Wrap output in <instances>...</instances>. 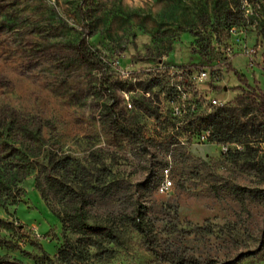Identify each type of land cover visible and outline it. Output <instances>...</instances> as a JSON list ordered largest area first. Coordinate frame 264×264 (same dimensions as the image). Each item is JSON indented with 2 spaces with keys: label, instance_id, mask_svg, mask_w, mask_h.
<instances>
[{
  "label": "rangeland",
  "instance_id": "374dc122",
  "mask_svg": "<svg viewBox=\"0 0 264 264\" xmlns=\"http://www.w3.org/2000/svg\"><path fill=\"white\" fill-rule=\"evenodd\" d=\"M193 66L208 79L184 90ZM235 72L264 87V0H0V258L68 264L67 240L70 264H264V133L212 144L202 122L212 99L245 113ZM49 154L78 164L87 222L117 243L64 229L35 187ZM139 206L157 255L127 223Z\"/></svg>",
  "mask_w": 264,
  "mask_h": 264
},
{
  "label": "trees",
  "instance_id": "16d2710c",
  "mask_svg": "<svg viewBox=\"0 0 264 264\" xmlns=\"http://www.w3.org/2000/svg\"><path fill=\"white\" fill-rule=\"evenodd\" d=\"M176 1L177 0H173ZM247 59V67L251 66V61L246 54L242 55ZM86 58V57H85ZM194 69L192 72H195ZM231 60L228 63L227 71H231ZM237 80L240 86L234 88L239 91L233 101L238 100L241 105L245 107V113H239L235 108L224 105L222 107L214 108L209 114L202 118V122L206 124L205 130L209 131L208 140L212 144H239L248 147L251 139L259 137L264 133V87L262 89H256L250 86L241 75L235 72ZM207 90L209 88L216 92L224 93L226 88L222 86L212 85L206 83L203 85ZM203 97H209L206 92ZM253 110L256 116L260 119L259 123H256L251 118H246L248 113ZM0 136H4L3 125L0 124ZM20 151V150H19ZM238 152L235 150L233 155ZM22 156L26 157L25 151H20ZM231 154V152H229ZM45 165H38L40 168V174L43 179L35 180V187L40 192L43 198H47L48 193H52L55 198L61 203H65L62 211H60L59 218L65 230L68 233L79 235L83 239H87L88 246L96 247L100 245V240H92L95 235H100L103 241L109 243H117L119 234L117 230L112 228L103 227L100 224H89L85 216L83 203L85 202L84 192L77 191L79 183L75 182V178L69 176L70 172H74L79 169L78 164L74 163L69 157H57L56 155L49 154L45 158ZM234 194L242 195L246 194L252 199H260L259 191L249 189H233ZM240 193V194H239ZM141 206L136 208L130 216H127V223L133 227V229L142 235L145 244L150 251L157 255L155 248L151 245V239L149 237L150 232L146 226H150V223L146 221L144 213L140 210ZM153 226V225H152ZM2 245V244H1ZM66 249L60 250L59 254L64 259V262L70 264V257L75 255V252H71V245L66 240ZM0 264H23L18 260H10L8 258H0Z\"/></svg>",
  "mask_w": 264,
  "mask_h": 264
},
{
  "label": "built area",
  "instance_id": "2783aa9c",
  "mask_svg": "<svg viewBox=\"0 0 264 264\" xmlns=\"http://www.w3.org/2000/svg\"><path fill=\"white\" fill-rule=\"evenodd\" d=\"M248 56V55H247ZM250 59V56H248ZM251 61V59H250ZM208 79V73L205 69L200 68L197 69L195 72H187L185 74L181 75V88L186 90L189 89L190 86L197 85L200 83H203L204 81H206ZM210 106L217 108V107H222L224 106V102L220 101V100H216V99H212L210 100ZM195 109L194 105L191 106V110L193 111ZM184 112L183 109L177 107L175 109V118H178L180 116H182V113ZM180 119V118H179ZM224 151H226V148H224ZM168 171L169 170H164V178L161 182V184L158 187V192L161 194H165L167 193L171 186H172V182L169 180V175H168Z\"/></svg>",
  "mask_w": 264,
  "mask_h": 264
}]
</instances>
